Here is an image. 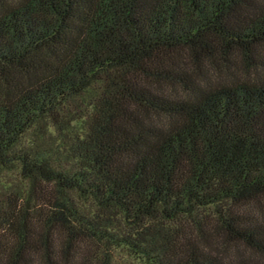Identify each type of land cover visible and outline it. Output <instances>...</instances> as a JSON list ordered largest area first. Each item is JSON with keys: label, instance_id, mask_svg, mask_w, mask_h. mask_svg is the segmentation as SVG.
<instances>
[{"label": "trees", "instance_id": "1", "mask_svg": "<svg viewBox=\"0 0 264 264\" xmlns=\"http://www.w3.org/2000/svg\"><path fill=\"white\" fill-rule=\"evenodd\" d=\"M127 258L264 264V0H0V264Z\"/></svg>", "mask_w": 264, "mask_h": 264}, {"label": "rangeland", "instance_id": "2", "mask_svg": "<svg viewBox=\"0 0 264 264\" xmlns=\"http://www.w3.org/2000/svg\"><path fill=\"white\" fill-rule=\"evenodd\" d=\"M118 254H119L118 257H119V258H122V259L126 256L124 253H118ZM127 263H128V264H136V263L133 262L132 259H130V258H127ZM124 264H125V263H124Z\"/></svg>", "mask_w": 264, "mask_h": 264}]
</instances>
